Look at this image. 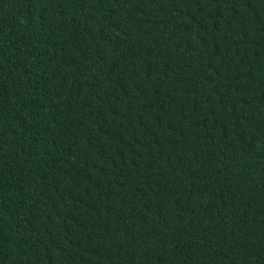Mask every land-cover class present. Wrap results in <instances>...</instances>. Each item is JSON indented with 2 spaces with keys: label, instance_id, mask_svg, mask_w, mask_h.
<instances>
[{
  "label": "trees",
  "instance_id": "16d2710c",
  "mask_svg": "<svg viewBox=\"0 0 264 264\" xmlns=\"http://www.w3.org/2000/svg\"><path fill=\"white\" fill-rule=\"evenodd\" d=\"M0 264H264V0H0Z\"/></svg>",
  "mask_w": 264,
  "mask_h": 264
}]
</instances>
